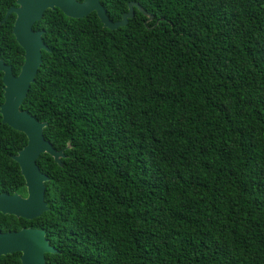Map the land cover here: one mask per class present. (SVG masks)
I'll use <instances>...</instances> for the list:
<instances>
[{"label":"trees","instance_id":"obj_1","mask_svg":"<svg viewBox=\"0 0 264 264\" xmlns=\"http://www.w3.org/2000/svg\"><path fill=\"white\" fill-rule=\"evenodd\" d=\"M15 1L0 0L14 75ZM100 2L111 22L128 3L151 20L133 7L108 30L53 9L33 24L47 51L19 109L62 157L36 161L46 211L0 214V232L43 231L46 264H264V0ZM26 144L0 116V193L26 196Z\"/></svg>","mask_w":264,"mask_h":264},{"label":"water","instance_id":"obj_2","mask_svg":"<svg viewBox=\"0 0 264 264\" xmlns=\"http://www.w3.org/2000/svg\"><path fill=\"white\" fill-rule=\"evenodd\" d=\"M101 0H16L13 8L5 15L3 23L11 14L15 15L12 36L23 50V61L16 75L12 74L9 65L0 58L2 82V98L0 105L1 123L12 130L23 133L27 138L26 146L13 156L25 181L26 196L19 193H0V214L10 215L25 220H33L46 211L43 200L44 186L48 180L36 161L42 154L53 158L59 165L62 157L45 140L43 129L46 123H40L26 111L19 109L26 95L29 84L40 64V51H47L41 42V31H33L32 26L38 22L46 10H59L65 17L81 19L95 13L102 28L115 30L123 27L133 16V7L142 13L147 21L151 15L144 13L137 4L128 3L127 11L119 21L111 22L101 5ZM19 253L20 264H46L44 255L55 254L56 251L48 244L44 232L38 229L23 228L19 231L0 232V257Z\"/></svg>","mask_w":264,"mask_h":264}]
</instances>
